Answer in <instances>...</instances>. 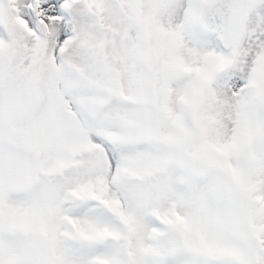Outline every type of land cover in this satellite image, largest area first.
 <instances>
[{
  "label": "snow or ice",
  "instance_id": "snow-or-ice-1",
  "mask_svg": "<svg viewBox=\"0 0 264 264\" xmlns=\"http://www.w3.org/2000/svg\"><path fill=\"white\" fill-rule=\"evenodd\" d=\"M0 264H264V0H0Z\"/></svg>",
  "mask_w": 264,
  "mask_h": 264
}]
</instances>
